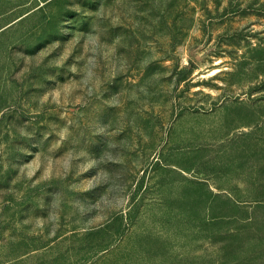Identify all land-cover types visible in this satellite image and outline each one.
Returning <instances> with one entry per match:
<instances>
[{
    "label": "rangeland",
    "instance_id": "obj_1",
    "mask_svg": "<svg viewBox=\"0 0 264 264\" xmlns=\"http://www.w3.org/2000/svg\"><path fill=\"white\" fill-rule=\"evenodd\" d=\"M0 264H264V0H0Z\"/></svg>",
    "mask_w": 264,
    "mask_h": 264
}]
</instances>
